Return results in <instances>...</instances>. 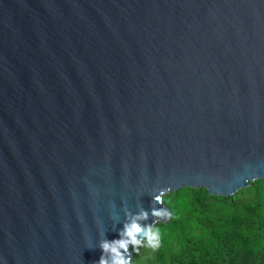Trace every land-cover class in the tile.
Listing matches in <instances>:
<instances>
[{
  "label": "water",
  "instance_id": "obj_1",
  "mask_svg": "<svg viewBox=\"0 0 264 264\" xmlns=\"http://www.w3.org/2000/svg\"><path fill=\"white\" fill-rule=\"evenodd\" d=\"M258 179L264 0H0V264H97L158 189Z\"/></svg>",
  "mask_w": 264,
  "mask_h": 264
},
{
  "label": "trees",
  "instance_id": "obj_2",
  "mask_svg": "<svg viewBox=\"0 0 264 264\" xmlns=\"http://www.w3.org/2000/svg\"><path fill=\"white\" fill-rule=\"evenodd\" d=\"M165 205L172 215L156 226L159 248L130 245L132 264H264V179L230 197L183 187Z\"/></svg>",
  "mask_w": 264,
  "mask_h": 264
},
{
  "label": "clouds",
  "instance_id": "obj_3",
  "mask_svg": "<svg viewBox=\"0 0 264 264\" xmlns=\"http://www.w3.org/2000/svg\"><path fill=\"white\" fill-rule=\"evenodd\" d=\"M168 193L165 189H158L153 201L156 204H165V196ZM149 213L141 209V211L131 216L130 220L124 224L120 231V239L109 241L104 239L100 242V248L103 250L102 255L97 264H132L131 254L129 253V245L136 252L141 247H149L157 249L160 246V233L156 227L162 221L171 218L172 213L166 207H153L151 215L156 217L154 225H142L140 221L147 220Z\"/></svg>",
  "mask_w": 264,
  "mask_h": 264
}]
</instances>
